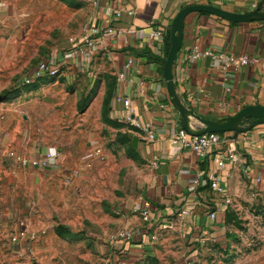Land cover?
<instances>
[{
  "label": "rangeland",
  "instance_id": "rangeland-1",
  "mask_svg": "<svg viewBox=\"0 0 264 264\" xmlns=\"http://www.w3.org/2000/svg\"><path fill=\"white\" fill-rule=\"evenodd\" d=\"M93 12L90 0H0V264H264V175L236 183L214 235L183 218L147 228L151 164L107 105L94 109L92 69L62 64L23 85L54 51L64 57ZM41 151L56 161L35 170ZM134 227L156 239H112Z\"/></svg>",
  "mask_w": 264,
  "mask_h": 264
},
{
  "label": "crops",
  "instance_id": "crops-1",
  "mask_svg": "<svg viewBox=\"0 0 264 264\" xmlns=\"http://www.w3.org/2000/svg\"><path fill=\"white\" fill-rule=\"evenodd\" d=\"M90 2L94 11L90 25L113 27L122 33L106 38L90 63L82 65L74 60L70 65L87 72L92 69L89 74L98 85L94 109L102 111L107 105L110 119L127 126L143 159L151 164L152 175L139 208L151 211L153 227L165 222L174 224L183 218L184 223L199 226L204 235L216 234L223 226L219 218L224 213V196L215 194L208 185L194 190L193 180L199 174L207 181L216 180L229 197L244 177L260 180L264 175V124L247 132L225 133L222 143L206 158L183 148L175 141L184 129L183 120L171 102L164 77L165 38L175 17L186 6L205 4L244 14L252 11L251 0ZM232 23L201 13H192L185 19L182 46L173 67L176 91L186 108L205 119L221 120L251 105L264 106V20ZM157 28L164 30L162 44L151 39ZM193 48L248 56L255 61L238 70H225L211 59L191 60ZM130 60L134 63L126 69ZM228 87L230 92L226 91ZM126 108L132 113L131 122L124 120ZM193 124L201 126L197 121ZM146 127L154 138H150ZM232 157L236 159L233 163ZM222 160L224 165L219 166ZM186 208L190 210L188 215L179 214ZM214 209L219 212L211 221L208 214Z\"/></svg>",
  "mask_w": 264,
  "mask_h": 264
},
{
  "label": "built area",
  "instance_id": "built-area-1",
  "mask_svg": "<svg viewBox=\"0 0 264 264\" xmlns=\"http://www.w3.org/2000/svg\"><path fill=\"white\" fill-rule=\"evenodd\" d=\"M190 1V0H187ZM263 0H251V9L255 10ZM94 4H98L99 0H93ZM264 7V6H263ZM262 7V8H263ZM132 14L131 12H129ZM120 16V14H118ZM122 33V30L113 28V27H106L102 28L97 24H91L87 26L84 30H82L79 35L71 38L69 40L70 47L67 50L66 54L62 58L60 56L59 51H54L53 54L48 57L47 59L38 63L36 68L33 72L26 76L23 79V85L28 86L34 84L35 82H39L43 79H54L59 76L60 68L62 64H69L70 61L79 60L82 65H86L90 63L91 59L95 56L96 51L99 49L100 45H103L106 38H115ZM164 30L157 28L151 33V39L158 43H163L164 41ZM189 58L193 61H199L202 59H211L215 63H220L222 68L227 70L228 68H234L236 70L240 69L241 67L248 66L250 63L254 62L253 58L248 56H235L229 55L227 53H215L213 50H199L198 48H193L190 51ZM134 60H130L127 65L126 69H129ZM122 78L125 77V74L122 73L120 75ZM227 92L231 91V88H226ZM125 113V122H131V111L129 108H126ZM145 131L150 135V138H154V134L152 133L151 129L146 127ZM175 141L179 142L183 148H190L198 157L206 158L209 152L219 146L222 141L223 137L219 133H207L201 136H192L190 135L185 129H181ZM11 156L17 159L22 164H27V160L23 157L18 156L15 152L11 153ZM232 163L236 161L234 157L231 158ZM54 161H56V155L50 152H43L41 151L40 157L30 162L33 167L37 169H44L50 167ZM224 165V160L219 162V166ZM208 185L210 189L218 195L224 196V202L222 206H224V211L227 210L228 205L230 204V197L225 195L223 188L220 186L219 182L216 180H205L203 179V174H199L192 183V187L194 190H199L200 187ZM223 211V212H224ZM219 210L214 209L211 211L208 216L211 221L217 219ZM190 213L189 208L182 210L181 214L186 216ZM141 217L143 218L144 222L146 223L147 228L152 227L151 224V217L152 213L149 209L141 210L140 212ZM172 223L165 222L161 224L162 228L168 229ZM117 243L121 244H131V241L134 244H137L135 247H142L147 245L149 241H153L156 239L155 234L147 233L146 231H140L137 228L132 229H123L119 230L112 238ZM14 243L18 241L17 238H13ZM132 247V246H131ZM125 264V263H123Z\"/></svg>",
  "mask_w": 264,
  "mask_h": 264
},
{
  "label": "water",
  "instance_id": "water-1",
  "mask_svg": "<svg viewBox=\"0 0 264 264\" xmlns=\"http://www.w3.org/2000/svg\"><path fill=\"white\" fill-rule=\"evenodd\" d=\"M263 6L264 0L255 10L240 14L212 5L193 4L183 8L175 17L171 28V47L164 64V77L171 97V102L182 117L184 129L190 135L201 136L207 133H240L250 131L257 126L264 124V106L251 105L243 108L234 116L216 121L202 118L192 110L186 108L177 94L173 74V67L182 46L186 17L192 13H207L234 23H250L253 21L264 20V11H262ZM249 119H253V121L248 125H244ZM195 121L199 122L201 126H194L193 123Z\"/></svg>",
  "mask_w": 264,
  "mask_h": 264
},
{
  "label": "trees",
  "instance_id": "trees-1",
  "mask_svg": "<svg viewBox=\"0 0 264 264\" xmlns=\"http://www.w3.org/2000/svg\"><path fill=\"white\" fill-rule=\"evenodd\" d=\"M185 8V7H184ZM262 10H264V7L262 8ZM203 15H207L206 13H201ZM232 24H235V23H232ZM170 47H171V31H169V33L166 35V38H165V58L164 60H162V63L164 64L166 59H167V56H168V53H169V50H170ZM55 79V78H54ZM40 82V81H39ZM253 121V119H249L247 122L248 123H251ZM246 122V123H247ZM220 135H224L225 133H219ZM133 140V143L138 146V142L136 139H132ZM206 180V179H205Z\"/></svg>",
  "mask_w": 264,
  "mask_h": 264
}]
</instances>
